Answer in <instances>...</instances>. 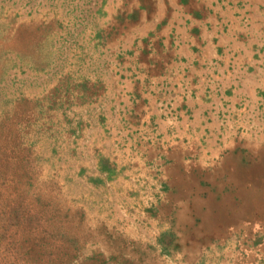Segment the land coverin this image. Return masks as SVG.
<instances>
[{"label": "rangeland", "instance_id": "374dc122", "mask_svg": "<svg viewBox=\"0 0 264 264\" xmlns=\"http://www.w3.org/2000/svg\"><path fill=\"white\" fill-rule=\"evenodd\" d=\"M111 3L0 0V264H180V239L158 240L173 210L158 150L171 145L156 141L147 99L123 77L126 27ZM243 66L255 76L225 72L215 83L225 88L224 104L237 81L256 88L257 100L247 103L257 126L222 134L242 131L257 142L264 63ZM252 144L255 159L263 157L264 143ZM255 217L261 230L264 208Z\"/></svg>", "mask_w": 264, "mask_h": 264}, {"label": "crops", "instance_id": "0c3cea01", "mask_svg": "<svg viewBox=\"0 0 264 264\" xmlns=\"http://www.w3.org/2000/svg\"><path fill=\"white\" fill-rule=\"evenodd\" d=\"M110 1L126 27L123 77L147 99L143 110L158 126L156 141L171 145L158 150L167 211L173 209L158 240L180 239V264L214 263L205 262L211 254L223 255L214 264H254L264 257V227L255 217L256 207L264 208V156L255 159L252 143L264 136L254 142L250 133L222 130L257 126L247 103L257 100L256 88L237 81L229 89L233 102L224 104L225 88L215 82L228 78L225 72L255 76L243 64L264 63V0ZM256 233L263 237L253 245ZM216 239L231 242L216 250Z\"/></svg>", "mask_w": 264, "mask_h": 264}]
</instances>
